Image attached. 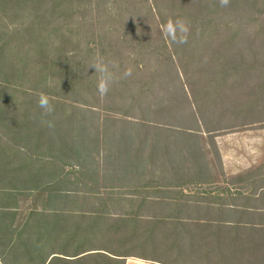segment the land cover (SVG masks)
Masks as SVG:
<instances>
[{
    "label": "trees",
    "instance_id": "obj_1",
    "mask_svg": "<svg viewBox=\"0 0 264 264\" xmlns=\"http://www.w3.org/2000/svg\"><path fill=\"white\" fill-rule=\"evenodd\" d=\"M29 3H34V6L31 7L32 4L29 5ZM16 4L21 8H14L13 0H0V88L5 100L10 101H7L10 107H15V104L22 106L24 114L19 119H15L16 122L11 130L16 133H19L18 130H28L21 134L18 140H24L28 142L27 144L36 146V158L33 151L22 154L18 153V150L12 151V148L1 149L0 156H3L2 160L7 163L6 158L9 155L12 158L9 164L16 168L18 174L36 165L37 176L41 175L37 183L40 182L41 188L46 187L45 190L51 194L59 190L57 189L59 183L43 179L44 177L55 178L59 173H63L59 164L62 157L52 155L54 150L52 146L56 143L44 148L40 145L43 143V139H40L41 135L37 134L36 140L31 138L30 133L35 128L36 114H48L50 121L54 120L55 128L60 129L63 126L62 129H67L58 139V142L62 144L73 146L81 142L85 145L91 143L89 141L93 139L95 141L92 142L94 143L92 148L101 149L99 138L100 140L104 138L107 142L105 145L110 144L111 139L113 144L119 142L123 145V141L118 140L119 138L107 136L111 132L108 131L111 130L109 127L121 124L126 129L132 124L130 123L133 122L132 120L123 115L116 116L119 119L110 121L107 127L104 126L107 131L88 132L89 126L87 127L85 123L84 126H79L80 120H83L79 117L81 109L89 110L93 102H97L99 98H104L106 95L115 99L114 94L122 95L123 101L120 102L126 103L125 105L129 107L128 113L134 115L136 112L143 111L142 106L145 105V101L154 96L153 94L164 83L179 81L190 87V93L184 94L186 99L190 100L187 103L195 113H200L202 110L216 106L217 96L221 94L219 87H230L229 83L233 82L230 77L233 74L255 71L258 64L264 63H259L255 60L257 55H252L255 58L246 59L249 60L248 62L241 57L238 63L236 61L238 66L232 65L226 68L219 65L218 59L216 64L213 60L212 64L219 69L217 71L212 69L214 67L208 70L193 67L200 66L204 62L207 56L206 50H211L216 41H220L221 47H226L228 44H233L240 35H247L246 39L250 43H252L251 40L257 43L258 39L259 41L262 39L260 42L264 47V0H226V2L224 0H18ZM140 8H147L149 15L142 19L143 14ZM149 18L153 20L152 27L147 25L146 20ZM177 20L187 28L186 43L183 44L172 42L164 32L165 25ZM250 28L254 31H250ZM219 32L222 35H219ZM182 35L184 34L176 32L177 38ZM25 38H29L31 42L25 45ZM247 49L250 50L249 47ZM222 64L230 63L224 61ZM95 66H102L106 70L105 73L95 71ZM105 76L109 78L107 91L102 92L100 85L104 83ZM195 80H200L206 88L213 87V101L203 102L197 97L192 88ZM115 83H121V87L113 88L112 93H109L110 86H114ZM42 94L49 100L50 112H45L38 107V100ZM256 104H258L257 101L254 106ZM103 109L99 111H109L112 108ZM247 111L252 112L250 108H247ZM0 113V120L4 123L7 122L5 118L12 117H6L1 107ZM258 113L261 112L258 111ZM65 118L67 120H64ZM135 119H137L136 123L141 124L138 127H145L142 117L138 116ZM158 128L164 133L179 132L177 135H182L186 139L197 138L190 132L181 133L177 131L178 129L174 130L167 126ZM129 142L126 140L124 146H129ZM49 143L47 141V144ZM139 151L140 148L135 151V154L125 155L123 164L126 162L128 167L124 166L127 171L124 173V179L118 181L119 185L114 186L110 181H105V188L128 190L136 187L139 191L145 192L144 189L148 184L143 179H146L145 172L148 173L147 170L151 169L154 160L146 155L142 158L144 153ZM49 155L52 160L53 158L59 160L60 167H57L53 174L49 170L50 166L55 167L53 161L45 160V157ZM69 156L67 157L71 158ZM18 161L19 168L15 166L19 163ZM147 162L151 163L150 166ZM40 163H42L41 166ZM28 174L26 173L25 176ZM64 175L66 177L67 174ZM249 177L254 181V186L264 185V173L258 172ZM39 186L36 185V189L40 190ZM160 187L161 185L158 184L154 188ZM0 194H2L0 195V264H11V257L14 260L19 259L18 250L21 242L17 240L16 230H12L14 221L6 223L4 218L10 214L5 211L10 208V204H6V199L3 198L8 193L5 194L3 191ZM124 200L128 199L125 197V199H119V202L115 200L112 204L99 206L102 207V211L90 215L81 214V209L88 207L89 202L85 205L81 204L82 207L74 203L75 208H68L70 217L76 218V223L72 226L73 235L69 236L78 235L76 238L82 240L77 252L72 258H69L70 255L67 256L66 243L68 245L75 241L68 237L61 248V253L56 254L54 249H52L54 253H46L45 249L50 244L49 239L61 237L65 226V222H62L58 229L54 224L51 225L55 230L45 235L48 239H44L47 242L42 245L43 249L41 242L36 245V261L41 262L40 264H125L124 261L128 258L148 260L145 245L136 244L135 241L141 236V230H138L141 217L136 215L130 218V214H112L119 205L130 206L132 201L128 200L129 202L125 203ZM146 200L141 199L137 213L144 208ZM95 201L100 200L95 199ZM172 201L178 202V199ZM97 202L93 204V207ZM15 215L10 214V217L13 218ZM84 222L93 227L86 229L82 236L77 231ZM211 226L208 224L207 229L212 233L204 235L220 236L219 233H222L220 229L224 227L213 224ZM240 231V225L236 224L231 227L229 233H233L236 237ZM186 233L193 236L196 231L188 225ZM20 234L17 233V235ZM100 240L104 241L106 246H102ZM195 241L198 242V239L195 238ZM205 241L201 239L200 242L190 246L191 254L199 262L198 264L200 262L201 264H236V262L246 264L239 249L234 247L226 253L222 251V246L218 245L211 251L209 247H206ZM30 251L31 253L28 251L27 255L33 253L32 249ZM134 252H137V255L133 254ZM182 252L187 254L186 250Z\"/></svg>",
    "mask_w": 264,
    "mask_h": 264
},
{
    "label": "rangeland",
    "instance_id": "obj_2",
    "mask_svg": "<svg viewBox=\"0 0 264 264\" xmlns=\"http://www.w3.org/2000/svg\"><path fill=\"white\" fill-rule=\"evenodd\" d=\"M17 2L18 0H13V7L21 8L16 6ZM29 5L32 7L34 3H29ZM140 10L143 14L142 19L149 15L147 8H140ZM146 21H148L147 25L152 27L151 21L153 20L149 18ZM9 24L11 25V22ZM250 31H254V29L250 28ZM219 35L222 34L219 32ZM246 38H248L247 35H240L233 44H228L226 47H221L220 41L214 42L212 49H207L206 54L204 53L207 55L204 62L200 66L193 67L199 70L201 68L208 70V68L214 67L218 61L219 65H223L224 68L232 65L238 66L237 63L241 57L244 60L255 58L252 55H257L255 60H258L259 63L264 62V47L260 42L262 39L260 41L258 39L257 43L251 40L252 43H250ZM28 42L31 40L25 38V45ZM248 47L250 50L247 49ZM213 60L216 61L215 64H212ZM224 61H228L230 64H222ZM212 69L219 70L217 67ZM230 78L233 81L229 83L230 87H219L221 94L219 97L217 96L216 106L202 110L200 113H195L187 103L190 100H187L184 94L190 93V87L179 81L164 83L153 94L154 96L145 101V105L142 106L143 111L136 112L134 115L128 113L129 107L125 105L126 103L120 102L123 101L122 95L114 94L115 99L106 95L104 98H99L97 102H93L89 110L81 109L79 117L84 121L80 120L79 126L82 127L86 124L87 127L89 126L88 132L107 131L106 127L110 125V121L119 119L116 116L123 115L132 120L133 122L130 123L134 125L130 124L126 129L121 124L109 127L111 130L108 131L111 132L107 136L119 138L118 140L123 141V145L119 142H117L118 145L113 144L111 138L110 144L107 145H105L107 142L104 138L101 140L99 138L101 149L92 148L94 146L92 142L95 141L93 139L89 141L91 143L85 145L81 142H77L73 146L62 144L58 142V139L67 129H62L63 126L60 129L55 128L54 120L50 121L48 114H36L35 128L30 133L31 138L36 140V135H41L40 139H43L44 144L40 145L44 148L56 143L52 146L54 148L52 155H59L62 157V161L59 163V160L54 158L52 160L50 155L46 156L45 160L53 161L55 167L50 166L49 168L52 174L56 172L57 167H60L59 164H61L63 173H59L55 178L44 177L43 180L59 183L57 185L59 190L51 194L45 190L44 185H42L44 188H41L40 182L37 183L41 175L37 176L36 165L25 171L29 173L25 176L24 171L18 174L16 168L9 164L10 161L12 162L9 155V158L8 156L6 158L7 163L2 160L3 156H0V193L3 191L5 194L8 193L3 198L6 199V204H10V208L5 211L8 214H16L13 218L10 217V214L4 218L6 223L14 221L12 230L15 229L17 233H21L17 235L15 232L17 240L19 239L21 242L18 250L19 259L14 260L11 257L10 263L40 264L41 262L36 261V245L41 242L42 247L47 242L44 239H48L45 235L55 230L51 225L54 224L58 229L62 222H65V226L61 237L50 238V244L45 250L46 253H54L52 249L56 250V254L61 253L62 246L70 237V240L75 241L68 245L66 243L68 246L66 254L72 258L82 240L76 238L78 235L69 236L73 235L72 226L75 225L76 218L70 217L71 213L68 208H75L74 203L82 207L81 204L85 205L86 202H89L88 207L81 209V214H96L102 211V207L99 206L112 204L115 200L119 202V199H125V197L132 201L130 206L119 205L112 214H130L131 217L127 215L130 218L136 215L141 217L138 229L141 230V236L135 241L136 244L145 245L148 258V260L128 258L124 261L125 264H198L199 262L191 254L190 246L200 242L201 239L206 240V247H209L211 251L218 245L222 246V251H226L227 248L224 246H228L230 243L214 235H204L212 233L207 229V226L208 224L211 226L212 219L217 218L215 215H207V208L202 206L204 202L209 201L208 197L204 199L206 201L202 202V199L198 200L194 196H197L199 192H207L213 187L215 179L219 180L225 175H228L227 178L230 181H234L239 180L240 177L255 175L258 172L264 173V63L258 64L255 71H242L233 74ZM194 83L192 88L198 98L203 102L213 101V87L206 88L200 80H195ZM110 87L111 89L108 91L112 93V89L120 88L121 83H115ZM1 91L0 88V107L3 108L6 117H12L5 118L7 121L5 123L0 120V150L12 148V151L18 150V153L22 154L33 151L34 158H36V146L27 144L28 142L24 140H18V137L28 130H18L19 133L11 130L16 122L15 119H19L24 114L22 106L15 104V107H10L11 105L7 103L10 101L5 100ZM256 101L258 104L254 106ZM103 108L112 109L106 111ZM247 108H250L252 112H248ZM100 109H103L104 112L99 111ZM236 110L238 111L235 112ZM258 111L261 113L259 114ZM126 113L129 115H125ZM138 116L144 119L145 125L143 126L145 127H138L141 125L135 121L137 120L135 117ZM166 126L174 130L178 129L177 131L181 133L190 132L197 138L186 139L182 135H177L179 132L164 133L158 128ZM126 140L130 141L127 147L124 146ZM190 140L191 142L188 143ZM47 141L50 143L47 144ZM44 148L40 149L45 150ZM139 148V152L144 153L142 158L146 155L154 160L153 166L147 162L149 166L151 164V169L147 170L148 173L145 172L146 179H143L148 184L144 189L145 192L139 191L136 187L135 189L131 187L128 190L105 188V181H110L114 186L119 185L118 181L124 179V173L127 171L124 166L128 167L126 162L123 164L125 155L135 154ZM68 154L71 158L67 157ZM19 165L20 162L15 164L17 168L20 167ZM45 168L47 169V167ZM64 174H67L66 177ZM158 184L162 188L155 189L154 187ZM36 185H40V190L36 189ZM216 186L220 187L219 184H215ZM159 192L161 193L157 194ZM58 194L61 195L58 196ZM176 198L178 202L172 201ZM95 199L100 201L97 202ZM141 199H147V203L137 213L136 210L141 204ZM128 200H124V202L128 203ZM96 202V206L93 207ZM86 225H88L87 222L82 223L77 231L82 236L86 229L93 227ZM188 225L196 231L193 236L186 233ZM201 225L203 226L201 227ZM195 238L198 239V242L195 241ZM97 240L99 241V239ZM235 240L238 244H232L240 246L245 245L247 239L237 236L233 242ZM100 243L102 246H106L104 241L100 240ZM96 245L98 246L99 242ZM31 249L33 253L27 255L28 251L31 253ZM182 249L186 250L187 254H183ZM133 254L137 255V252ZM236 264L240 263L236 262ZM246 264H264V254L252 256Z\"/></svg>",
    "mask_w": 264,
    "mask_h": 264
},
{
    "label": "crops",
    "instance_id": "obj_3",
    "mask_svg": "<svg viewBox=\"0 0 264 264\" xmlns=\"http://www.w3.org/2000/svg\"><path fill=\"white\" fill-rule=\"evenodd\" d=\"M227 176L215 179L212 188L207 192H199L194 197L202 199V202L208 197L209 201L204 202L202 206L207 208V215L217 217L212 219L211 224L224 227L220 229L221 237L219 235L216 237L230 243L224 246L227 248L226 253L235 247L244 257V262H247L254 255L264 254V185L254 186L251 177H240L239 180L230 181ZM215 184H219L220 187H215ZM236 224L241 227L238 236L247 239L245 245H236L238 244L236 240L233 242L235 236L229 233L231 227Z\"/></svg>",
    "mask_w": 264,
    "mask_h": 264
},
{
    "label": "clouds",
    "instance_id": "obj_4",
    "mask_svg": "<svg viewBox=\"0 0 264 264\" xmlns=\"http://www.w3.org/2000/svg\"><path fill=\"white\" fill-rule=\"evenodd\" d=\"M226 2V0H224ZM179 31L180 33L184 34L177 38L176 32ZM164 32L165 34L172 40L174 43H186V33H187V28L182 24L181 21L177 20L174 23L169 22L167 25L164 27ZM95 71H99L102 74L105 73V69L102 66H95L94 67ZM108 77H104V83L100 85V90L102 92L107 91V82H108ZM38 107L45 112H50L51 111V105L49 104V100L46 96L43 94L40 96L38 100Z\"/></svg>",
    "mask_w": 264,
    "mask_h": 264
}]
</instances>
